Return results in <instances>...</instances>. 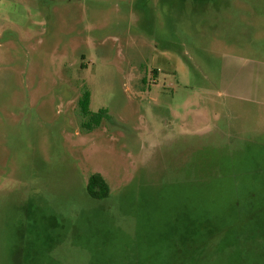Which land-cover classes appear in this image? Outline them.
Segmentation results:
<instances>
[{
	"label": "rangeland",
	"instance_id": "rangeland-1",
	"mask_svg": "<svg viewBox=\"0 0 264 264\" xmlns=\"http://www.w3.org/2000/svg\"><path fill=\"white\" fill-rule=\"evenodd\" d=\"M260 209L264 0H0V264H264Z\"/></svg>",
	"mask_w": 264,
	"mask_h": 264
},
{
	"label": "trees",
	"instance_id": "trees-1",
	"mask_svg": "<svg viewBox=\"0 0 264 264\" xmlns=\"http://www.w3.org/2000/svg\"><path fill=\"white\" fill-rule=\"evenodd\" d=\"M91 93L88 89L82 91L78 100V106L81 114L84 117L82 125L85 129L91 130L98 126L102 120L110 117L109 111L106 107H101L97 111L90 110ZM86 193L94 200H101L107 198L111 193V188L108 181L99 172H94L88 176L86 184ZM258 218L264 219V211L262 209L251 213L250 219ZM263 236V235H262Z\"/></svg>",
	"mask_w": 264,
	"mask_h": 264
}]
</instances>
